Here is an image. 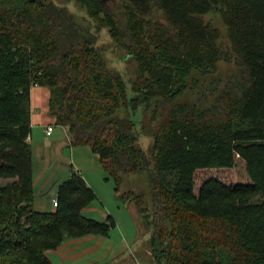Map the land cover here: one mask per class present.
<instances>
[{"label": "trees", "instance_id": "obj_1", "mask_svg": "<svg viewBox=\"0 0 264 264\" xmlns=\"http://www.w3.org/2000/svg\"><path fill=\"white\" fill-rule=\"evenodd\" d=\"M75 1L134 60L136 96L67 7L0 0V181L15 180L0 186V264H53L49 251L116 227L112 216L83 215L97 194L73 169L55 210L35 208L28 140L37 86L50 89V116L70 145L97 155L119 200L153 228L155 264H264V0H112L115 9ZM212 13L229 44L206 20ZM221 63L236 69L224 75ZM139 112L158 122L149 159L132 119ZM149 164L153 212L145 193L122 192L124 177ZM202 173L210 175L199 182Z\"/></svg>", "mask_w": 264, "mask_h": 264}, {"label": "rangeland", "instance_id": "obj_2", "mask_svg": "<svg viewBox=\"0 0 264 264\" xmlns=\"http://www.w3.org/2000/svg\"><path fill=\"white\" fill-rule=\"evenodd\" d=\"M47 1L58 6L67 7L70 13L74 14V21L76 24H78L77 26L80 28V30H90V32L93 33L97 32V29L93 27V24L90 22L85 11L80 5L77 4L75 0ZM105 1L107 6L115 9L116 3H114V1ZM206 20L211 21L221 30L223 35L222 41L225 44H229V41L227 40V28L224 25L221 16L217 13H212L206 16ZM96 34V47L101 52L106 64L108 67L118 71L123 76L127 85L128 96L130 98L135 97L136 93L132 89L133 80L136 78V64L134 60L129 57L127 50L123 48V46L115 43V40L109 34V30L107 28L102 29L100 33ZM219 67L221 73L223 72L224 75H226L228 71H233L236 69L234 65H228L225 63L219 64ZM195 99L196 94H194V100ZM157 103L160 105L159 110H163V108L166 107L165 103L160 99ZM126 114V112L122 111L119 114V117L126 118ZM132 119H135L138 122V125L139 122H142V128H138V146L141 147L149 159V153L154 141L153 134L157 129L158 122L153 120L152 113L143 115V118L142 114L140 113L139 115L132 117ZM63 128L66 129L65 127ZM68 139L69 138H67V135L63 132V130L60 127H57L53 137H47L42 134V136L38 137L31 143L34 154V185L36 187L38 199L47 201L48 211L53 210V208H55L53 203L57 197V189L70 177L71 168L74 170L78 168L81 174H83L88 182L92 184V187L97 194V199L87 209L84 210L83 215L87 218L98 221L108 220L109 215L115 219L117 226L112 229L110 234L111 236L107 242L108 244L109 242L110 244L113 243L115 248L118 247L120 254H126L125 258H121L119 260L120 264H132L127 254H130L132 258L135 257L136 263L152 264L151 262L153 259L150 255V239L153 233V228L145 223L139 212L135 213V211H131V209L127 206L130 204H123L119 200L118 195L115 192L114 181L113 179L108 181L106 180L107 174L100 166L97 155H95L88 147H74L69 145ZM60 163L64 165H60ZM58 165L59 167L57 172L47 182L46 177L48 172L50 169H52V167H56ZM155 174L156 173L153 170V165L149 164L143 174L125 176L122 187V192L133 190L136 192L145 193L147 204L149 208L152 209V212L154 210L152 179L154 178ZM209 175L210 174L207 173L198 174L197 180L201 182L205 178H208ZM174 179V176L169 175L167 181L172 182ZM14 181L15 180L10 179L0 181V186L12 184ZM44 183H46V185H44ZM133 206H135V204ZM125 242H127V244ZM99 264H114V261L107 262L106 260Z\"/></svg>", "mask_w": 264, "mask_h": 264}, {"label": "crops", "instance_id": "obj_3", "mask_svg": "<svg viewBox=\"0 0 264 264\" xmlns=\"http://www.w3.org/2000/svg\"><path fill=\"white\" fill-rule=\"evenodd\" d=\"M50 96H51V92L50 89L47 87H42V86L33 87L31 90L32 134L30 136V141H29L30 145L35 139L42 136V134L47 137H53L57 127H60L63 130V132L67 135V138H69L67 134V130L57 125L55 118L50 116V107H49ZM50 126H53L54 131L52 132L51 135H48L47 129ZM68 143L70 145L69 139H68ZM60 165H64V164L60 163ZM58 167L59 165L56 167H52V169H50L49 171L50 173L48 172L46 177L47 182L55 175V173L58 170ZM72 169L73 168H71V172ZM75 171L84 177V175L81 174L78 168ZM84 179L87 181L88 185L92 187V184L88 182L86 177H84ZM44 185H46V183H44ZM133 205L134 204H130L127 206L131 209V211H135V213H138L136 206ZM35 208L39 211H48L47 201L43 199L39 200L37 197L35 202ZM54 209L55 208H53V210L51 211H54ZM110 236L102 237V236L92 235L81 239L70 240L66 242L59 249L49 251L48 256L53 264H99L106 260L107 262L114 261V264H120L119 260L121 258H125L126 254L125 255L120 254L118 247L115 248L113 243L110 244L109 242L108 244L107 240L110 238ZM125 243L127 244V242ZM127 256L130 258L132 264H141V263H136L135 261L136 258L135 257L132 258L130 254H127ZM151 263L155 264L154 261H152Z\"/></svg>", "mask_w": 264, "mask_h": 264}, {"label": "built area", "instance_id": "obj_4", "mask_svg": "<svg viewBox=\"0 0 264 264\" xmlns=\"http://www.w3.org/2000/svg\"><path fill=\"white\" fill-rule=\"evenodd\" d=\"M53 130H54L53 126H50L47 129V133L50 135L53 132ZM29 140H30V138H29ZM54 206H57V200L56 199L54 200Z\"/></svg>", "mask_w": 264, "mask_h": 264}]
</instances>
